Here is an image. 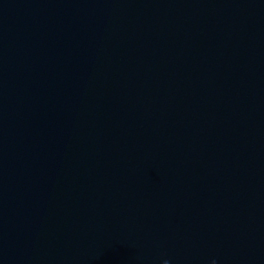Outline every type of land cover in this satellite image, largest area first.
<instances>
[{
	"label": "water",
	"instance_id": "1",
	"mask_svg": "<svg viewBox=\"0 0 264 264\" xmlns=\"http://www.w3.org/2000/svg\"><path fill=\"white\" fill-rule=\"evenodd\" d=\"M264 264V0H0V264Z\"/></svg>",
	"mask_w": 264,
	"mask_h": 264
},
{
	"label": "clouds",
	"instance_id": "2",
	"mask_svg": "<svg viewBox=\"0 0 264 264\" xmlns=\"http://www.w3.org/2000/svg\"><path fill=\"white\" fill-rule=\"evenodd\" d=\"M164 264H169V262L166 260V261H164ZM212 264H216V262L213 261Z\"/></svg>",
	"mask_w": 264,
	"mask_h": 264
}]
</instances>
